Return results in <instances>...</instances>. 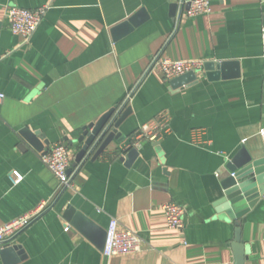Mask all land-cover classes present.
Wrapping results in <instances>:
<instances>
[{"label": "crops", "instance_id": "obj_1", "mask_svg": "<svg viewBox=\"0 0 264 264\" xmlns=\"http://www.w3.org/2000/svg\"><path fill=\"white\" fill-rule=\"evenodd\" d=\"M180 1L0 0V227L39 211L11 243L26 254L16 264H235L238 221L245 264H264V196L240 219L219 210L241 147L264 157V0H209L210 11L192 16ZM43 5L50 8L29 41L12 32L9 7ZM141 8L149 18L115 40L113 27ZM158 55L234 65L226 78L203 69L173 88L174 78L152 66ZM122 105L132 108L119 128L125 140L73 167L83 129ZM163 112L170 131L143 140L129 161L123 144ZM24 129L48 141L45 151L67 145L72 186L60 188ZM169 202L183 208L182 229L167 224ZM68 206L102 232L117 218L144 239L142 251L106 257L63 217Z\"/></svg>", "mask_w": 264, "mask_h": 264}, {"label": "water", "instance_id": "obj_2", "mask_svg": "<svg viewBox=\"0 0 264 264\" xmlns=\"http://www.w3.org/2000/svg\"><path fill=\"white\" fill-rule=\"evenodd\" d=\"M192 0H186L185 9H189ZM177 5L171 7V14L175 16ZM148 14L144 8L132 15L123 23L113 27L112 35L115 40L128 34L136 27L140 26L148 19ZM234 62L227 61L215 65L214 63H205L204 69L210 79H217L220 76L226 78L228 71L233 67ZM215 66L218 69H215ZM239 74L237 73V76ZM197 81L196 72L190 71L184 75L175 77L171 80L173 88H180ZM116 108L111 109L104 114L96 123L89 125L83 129V134L79 141L83 143V147L76 157L73 167L77 166L83 158L91 156L92 160L97 159L110 147L114 140L123 142V135L119 128L126 118L132 113V108L127 107L119 116L113 118ZM116 119V120H115ZM26 141L36 150L45 151V144L48 141L42 140L39 132H32L28 129L21 131ZM136 148H132L127 155L129 161L133 160L137 155ZM230 171L234 173L224 179L222 185L225 190V197L221 199L220 209L226 212L232 219H240L255 203L264 196V157L255 158L250 151L242 146L237 154L232 158ZM72 172V167L68 173ZM63 217L70 222L79 232L90 237L94 242L105 244L106 231H100L94 222L82 212L76 210L72 206H68ZM236 235L233 243L235 254V264H245L248 257L249 247L242 239V225L238 221L236 223ZM101 235V237H100ZM1 257L5 264H16L26 257V254L20 245H10L0 250Z\"/></svg>", "mask_w": 264, "mask_h": 264}, {"label": "built area", "instance_id": "obj_3", "mask_svg": "<svg viewBox=\"0 0 264 264\" xmlns=\"http://www.w3.org/2000/svg\"><path fill=\"white\" fill-rule=\"evenodd\" d=\"M181 6H185L186 0H181ZM50 5H43L37 8H25L11 6L7 10L9 27L16 35L29 41L39 28L46 16ZM210 11L209 0H192L191 6L186 10L188 15H198ZM262 45L264 52V27L262 29ZM204 63L199 60H173L171 58H161L160 55L152 61V66H159L167 79H172L184 75L190 71L198 72L204 69ZM6 95L0 91V106L4 102ZM122 105L113 115L118 117L124 110ZM116 120V119H115ZM170 131V117L167 113L159 114L155 119L142 125L137 132L125 142L122 148L130 150L138 148L143 140L158 141L163 135ZM264 145V127L258 131ZM247 138L242 139L245 143ZM41 159L51 170L60 182V188L66 189L73 184V172L68 173L71 162L68 154V147L65 143H58L48 150L41 152ZM234 175V173H231ZM167 224L172 229H182L184 223V211L181 205L176 202H169L162 206ZM39 211L24 214L13 221L0 227V249L11 245L12 241L21 231L28 227L38 216ZM70 227H66L68 231ZM144 239L138 232L122 227L117 218H112L106 231V240L103 254L106 257L118 255H128L142 251Z\"/></svg>", "mask_w": 264, "mask_h": 264}]
</instances>
